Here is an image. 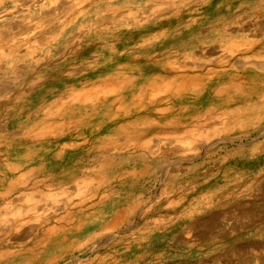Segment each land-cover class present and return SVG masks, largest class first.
Returning <instances> with one entry per match:
<instances>
[{
    "label": "rangeland",
    "instance_id": "obj_1",
    "mask_svg": "<svg viewBox=\"0 0 264 264\" xmlns=\"http://www.w3.org/2000/svg\"><path fill=\"white\" fill-rule=\"evenodd\" d=\"M25 1L30 0H0V29H4L0 31V176L4 177L0 193L10 178L19 174L9 164L33 166L37 170L33 180L38 181L35 187L28 186L40 189L37 194L63 186L65 194L58 197L60 202L56 205L68 203V210L49 224L36 228L29 222L18 231H10L9 222L15 217L6 213L7 205L22 197L20 193L26 186H19L17 194L0 197V239L7 243V248L0 250V264H264V214L259 211L264 208L261 115L255 123L242 125L239 122L249 116L223 122L212 114V119L203 120L207 122L208 134L190 136L184 130L185 140L175 132L168 137L156 134L150 139L151 153L140 147L129 150L116 140L111 141L106 147L116 152L115 166L99 170L101 160L97 158H101V152L88 143L91 140L99 144L97 140L110 134L106 123L115 113L113 97L73 106L69 98L85 85L120 73L134 78V84L119 93L125 100L156 72L157 65H148L153 57L192 64L230 52L227 57L236 64L253 60L264 64V43L256 56L247 57L238 50L245 49L249 40L264 35V0L103 2L58 34L49 33L46 38L38 34L35 40L24 38L28 37L26 31L41 30L48 17L54 16L51 23L55 18L64 19L69 13L66 3L69 5L72 0H57L60 4L65 2V7L59 9H53L59 2L43 10L32 6V14L27 9L20 10V3ZM129 11L132 15L102 22V16L118 13V17ZM160 12L165 14L157 16ZM94 22L99 23L95 26ZM4 37L9 38L7 44L2 42ZM11 46L15 47L14 56L7 54ZM247 71L248 79L257 74L250 68ZM258 77L264 81V75ZM223 79L207 83V90L199 89V94L171 96L172 105L186 108L174 116L161 114V122L176 118L177 122L185 121L205 107H218L221 98L213 96L212 91ZM56 108L58 112H48ZM47 124L53 132L46 130L45 136H38L35 131ZM27 131L29 141L23 142L20 135ZM161 167L177 170L165 174ZM61 169L71 173L65 177L54 173V179L52 171ZM51 179L54 184L48 186ZM50 201L42 198L38 205ZM128 207L131 212L113 224L116 212ZM245 210H250V214H245ZM29 228L33 233L22 240L15 239ZM51 228L56 233H51ZM5 229H9L7 234L2 233Z\"/></svg>",
    "mask_w": 264,
    "mask_h": 264
},
{
    "label": "bare ground",
    "instance_id": "obj_2",
    "mask_svg": "<svg viewBox=\"0 0 264 264\" xmlns=\"http://www.w3.org/2000/svg\"><path fill=\"white\" fill-rule=\"evenodd\" d=\"M11 1L14 2L16 0H11ZM114 1L115 0H72L71 4H69V5H67V3H66V6H68L67 10L69 11V13H67L65 17L61 16L64 19L55 18V21L53 23H51V21H53L51 19H54L53 18L54 16L48 17L50 19H47L48 20L47 21V25L46 26L45 25H41L40 26L41 30H43V31H41V30H39V31L38 30H33V29L30 28V30H27V31L24 30L23 31V33L25 31L28 33L27 34L28 37H26V36L25 37L23 36V37L27 38L28 40H35V38H36V36L38 34H42L43 35L42 38H46L47 34H49V33L56 35V34H58L57 32L59 30L61 31L62 29H66L67 26L70 27L72 24L75 23V21L79 17H81V16L85 15L86 13H88L89 9H91L93 7H96V6H99L100 4H103V2L105 4H107V5H110ZM181 1L183 2L184 0H181ZM55 2H57V0H30V1H25L24 3H20V5H21L20 6V10L23 11L24 9H27L26 12L28 14H32V8H31L32 6L38 8L36 10H43L44 8L49 6V4L55 3ZM62 3L60 4V2H59V4L57 6H55L53 9H55V8L59 9L61 6L65 7V5H64L65 2L63 4ZM175 4L173 3V5H175ZM160 6H161V4H160ZM113 8H115V7H113ZM156 8H159V7L157 6ZM53 9H51V10H53ZM115 9L117 10V8H115ZM13 10H15V9H13ZM162 10H164V9H162ZM168 10L166 12H168ZM120 11H121V9H120ZM152 11H153V9H152ZM63 13H65V12H63ZM130 13H131V11H129L126 14H124V13L120 14V12H119L120 15L118 17H117L118 13H116V16H112V14H111V16L109 15L108 17L107 16H105V17L102 16V22L105 23L106 19L107 20L108 19H110V20H113V19L119 20L122 16H127ZM163 13L165 14V12H160V13H158L157 16H159V15H161ZM133 14H135V13H133ZM137 14L138 13H136L135 15H137ZM47 15L50 16L51 13H48ZM131 15H132V13H131ZM136 20H137V18H136ZM250 21H252V20H250ZM45 22H46V20H45ZM98 23L99 22H94V23H92V25L97 26ZM243 24H244V22H243ZM247 24H245V25H247ZM249 24H251V23L249 22ZM13 25H15V24H13ZM16 26H19V25H16ZM86 27H87V25H86ZM114 27H115V25H114ZM239 28H241V25H240ZM245 28H246V26L244 27V29ZM247 28H249V26ZM227 29H228V27H227ZM19 30H22V29H19ZM0 31H4V29L1 28ZM261 31H262V29H261ZM258 34H257V36H258ZM7 35L9 36L8 33H7ZM11 35H10V37H13ZM234 35L237 36V34H234ZM243 35H244V33H243ZM8 39L9 38L4 37L2 39V42L7 44L6 41ZM16 41H18V40H16ZM263 43H264V35L261 38H256V39L249 40L248 42L245 43V45H246L245 49L240 50V47H239V49H238L239 53L241 55H245L247 57H248V55L256 56V55H258L260 53L259 50H260V47L262 46ZM211 45H213V44H211ZM14 48L15 47L11 46V48H9L7 54H9L10 56H14L15 55V49ZM197 48L199 49V47H197ZM232 48L234 50V47H232ZM226 50H228V49H226ZM236 51H237V49H236ZM208 53H213V51H210ZM226 53H228V52H226ZM224 54L223 55H222V53L219 54L218 58L214 59V60H210L209 59V60H205L203 62H200V61H198L197 63L193 62L192 64L188 63V61H186L188 64L185 63V62L178 63L179 61L176 63V62H172V61H168V60H160L159 58L153 57V58H151L149 60L150 62L148 63V65H151L152 67L157 65L156 68L154 69V70H156V72L151 74L150 76L148 75L149 78H147L145 84L140 85L137 88V90L135 92H133V93H130L128 95V97H126L125 100H123L122 96L120 95L121 94L120 91L123 88H127L128 89L129 86L131 87V85L134 84V78L129 77L128 75H124V74L121 75L120 73L107 75L104 79H101L99 82H97V83L95 82L96 84L85 85L83 88L81 87L82 89H79L80 91L74 92L69 97L70 100L72 101L70 103V104H72V106L75 103H82V102H88V101H92L93 102L94 100H102V99L111 98V97H113L111 99V104L113 103L116 106L115 113L111 115L112 116L111 119L106 123V128L109 129V132H107V133H110V134L107 137H103L100 140H97V141H99V144H98V142H96V144H94V142L92 143L91 140L89 139L90 142L88 144L90 145V147H95L94 150L101 152V154H100L101 158H97V159L101 160L100 163L98 162L99 163L98 165H100L98 169L99 170H105V169L111 170L115 166L114 159L116 158L115 157L116 156L115 155L116 152H114L112 149L106 147V144L111 142V141H115L116 140L118 145L123 146L125 148L128 147L129 150L130 149H135L136 150L137 147H140L143 150H146V151L151 153V152H153V150L151 149L150 139L152 138L151 136H153V135L155 136L156 134H158V135H163V136L168 137L169 133L175 132L177 134L176 135L177 137L185 140L187 136L182 133V132H184V130L185 131H189L191 133L190 136H192L193 133H197L200 136L208 134V132L206 133V131L208 129L207 128L208 126L207 127L205 126V124L207 122L204 123V121H206L208 119L210 120V118L212 117V114L218 115L223 122H228L230 120H233V118H234L235 121H237L236 119L238 117H241V115L249 116L247 120H245L243 122H241L242 121L241 120L239 122L242 125L243 124L244 125L245 124L250 125L252 123H255V120L257 118H259L258 115H261V117H260L261 119L260 120L264 121V81H261L260 77L257 78V76H259V74L264 75V64L256 62L254 60L253 61H245V62H242V63L240 62V64H238V63L236 64L235 62H233L231 60V58L227 57V55H230V52L228 54H226V55H224ZM193 57H195V56H193ZM186 59H188V58H186ZM192 61H193V59H192ZM131 68H133V67H131ZM248 68H250L251 70H254V71L257 72V74H255V76L253 75L251 77V79H248L247 77H249V76L246 77V75H245V71H247ZM14 70H15V67H14ZM26 77H27V75H26ZM223 77H225L226 79L225 78L223 79ZM220 79H223V81L221 82V84L217 88H213V91H212V93H213L212 95L213 96L221 98V101H220L218 107H216V108H210L209 107L208 109H207V107H205L206 108L205 110H203L202 112H198L197 111L198 113H194V114L188 116L187 120H185V121H180L179 120L180 122H177V118H176V119L168 120V121H166L164 123L161 122V120L159 118V116L161 114L166 113V114H170V115L172 114L174 116L175 112H179V111L183 112V110H185V108H186V107L185 108H181L180 106L179 107H175L174 105H172L171 104V99H172L171 96H184V95H186L188 93H191V92H196L197 93L199 91V89H200L201 92L205 89L204 90V92H205L207 90V86H208L207 83L209 84L212 81H216V80H220ZM4 88L7 90L8 86L4 87ZM0 89H1V87H0ZM198 94H199V92H198ZM225 94H227V95L225 97H222V95H225ZM190 103H192V102H190ZM185 104H187V103H185ZM66 109H68V108H66ZM54 111L58 112L59 108H56L54 110L50 109L48 112L51 114ZM86 116H88V115H86ZM177 116H179V115H177ZM215 118H218V117H215ZM73 120H74V118H73ZM216 120H214V121H216ZM57 121H58V119H57ZM202 122H203V124H201ZM53 123H54V121H53ZM213 125H217V124H213ZM52 129H51V126H49V124H47V125L43 126L42 128H39L37 131H35V133L38 136L41 137V136H45L47 134L46 132H48L49 130L51 132ZM31 130H35V128H32ZM46 130H48V131H46ZM62 130H61V132H62ZM82 132H84V131H82ZM82 132H81V134H82ZM259 133L262 134L264 132L260 131ZM29 135H30V133L28 131L27 132H23V135H20L21 136L20 140H23V142H28L29 139H27V138H28ZM24 139H26V140H24ZM129 140L130 141L132 140L133 142L131 141V143H130ZM216 142H217V140H216ZM213 143H215V142H213ZM114 147H115V145H114ZM181 149H182V147H181ZM35 151H36V149H35ZM93 154H96V152L93 153ZM98 155H99V153H98ZM87 159H89V156H88ZM177 159H179V158H177ZM179 160H176V161H179ZM157 164H159V163H157ZM162 165H164V164H162ZM159 166H161V164H159ZM9 168L12 169V170H15V171L16 170L19 171V174L16 177H14V178H10L8 186L5 188V190L3 189L4 192L0 193V197H2L4 194L7 195V194H9L11 192H14L15 194H17L19 192V190H18L19 186H21L22 184L24 186H26L25 190H23V192L20 193V194L23 195L22 196L23 200L21 199V201H19L20 198H22V197H20L19 199H16V200L14 199V201L13 200H10V201L8 200L9 203L7 205L8 207H7V212L6 213L10 214V215H13L15 217V220L9 222L10 227H11L10 231H18L23 225L25 226V224H27L29 222L34 224L36 228L38 227V225H44V224H47V223L49 224V222L54 220L55 217L61 215L64 211L68 210V208H67L68 207V205H67L68 203L67 204L63 203V205H61L62 204L61 203L59 207L56 205V202H60L58 197L61 194H65L63 186H60V189L57 190V191H51V190H49L47 188V190L46 189H44L45 191L41 190L43 192H41L40 194H37L36 191H40V189L35 190V189L32 188V186L35 187V184L38 181V180H33L34 177L36 176L35 171H37V170H35V168L33 166H24L22 164L19 165L17 163V164H13V165L9 164ZM76 168H77V170L80 169L79 167H76ZM152 169H154V168H152ZM183 169H184V167H183ZM146 170H148V169H146ZM175 170H177V169L176 168H171V167H170V169L165 168V167H161V171H164L165 174H168L169 172H172V171H175ZM69 171L70 170H68V172H66L65 169L54 170V171H52L51 175H52V177L54 179H55V174L54 173H56L57 177H65L66 175L71 173ZM1 177L2 176H0V178ZM42 177H44V176H42ZM117 178H120V174H117ZM54 179H51L50 182L47 183V185L51 186L52 184H54V183H52L54 181ZM2 180H4V177H2L0 179V181H2ZM30 184H32V186H28ZM37 185H39V184H37ZM42 198H44V199H46V198L48 199L49 198V199H51V201H50V203L47 202V204L44 203L42 205H38V202H40ZM28 202H32V204L29 205ZM67 202H69V201H67ZM259 211H260L261 214H264V208H260ZM129 212H131L129 207L128 208H124V209H119L116 212L115 216H114V219H115L114 221L115 222H113V224H115L118 221L123 220L124 217H126ZM26 213H28V214L26 215ZM245 214L249 215L250 214V210H245ZM219 216L220 215H218V217ZM57 221H60V220H57ZM202 223H204V222H202ZM35 227L33 229H35ZM33 229L29 228V229L22 230V232H20L21 234L19 233L20 235L19 236L17 235L18 237H16L15 239H17L18 241L22 240L23 238L27 237L29 234L33 233ZM53 229L51 228L49 231L54 234V233H56L57 230H53ZM8 231H9V229L8 230L5 229V231L2 232V233H6L7 234ZM36 232H38V231H36ZM1 241H3V239H0V250L4 249V248H7L5 246L7 243H2ZM256 257H257V254H256Z\"/></svg>",
    "mask_w": 264,
    "mask_h": 264
}]
</instances>
